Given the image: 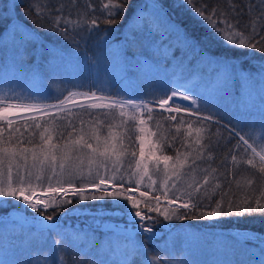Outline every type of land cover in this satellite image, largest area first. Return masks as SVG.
Returning <instances> with one entry per match:
<instances>
[{
    "label": "trees",
    "instance_id": "obj_1",
    "mask_svg": "<svg viewBox=\"0 0 264 264\" xmlns=\"http://www.w3.org/2000/svg\"><path fill=\"white\" fill-rule=\"evenodd\" d=\"M80 1L88 5L89 12H84V7L80 2L73 4L70 0H40L37 5L42 11H47V8L54 9L62 3L65 15L70 13L74 23L82 22V28L75 40L70 38L65 41L59 35L46 31L47 25L42 28L33 23L34 17L26 19L22 15L28 0H23L24 7H14L20 4L21 0H0V17L8 16L12 19L11 24L7 21H0V76L3 73L7 74L4 79L11 82H15L20 76L23 80L15 86H1L0 84V97H7L6 100H0V104L9 105L16 101L30 105H36L38 101L55 104L59 102L57 97L63 98L68 95L69 91L87 92L89 88L91 92H97L100 89L103 93H111L112 98L153 100V98L161 97L166 89L179 84L194 92L197 99L203 97L209 108L211 102L217 104L215 103L216 93L213 92L214 85L219 88L228 82L235 92H239L243 84H250L252 87L264 83V72H262L264 53L251 48L239 50L224 47L222 42L214 39L212 33L203 27L200 20L195 19L193 13L186 7L173 8V0H159V2L163 3L167 9L168 17L179 23L191 36L197 40H201V37L205 35L209 37L207 41L201 40V48L202 51L210 53V56L202 57L191 48H185L182 51L177 46L174 35H170L163 41L157 38L156 48H152L150 43H146V38L139 34H137L138 38L135 43L126 42L125 35L136 24L134 10L140 6L143 13L151 15L154 10L150 5L154 0H128L125 14L117 18L115 24L105 22L104 16L107 10L103 9L102 5L115 3L118 0ZM230 4L231 0H208V3L202 6L228 10ZM236 6L246 9L245 14L238 21L233 20V24H239V27L233 28V31L241 33L240 36L234 37L239 43L241 37L248 40L253 35V25L257 27V30L264 28V19H261L264 12L260 11L264 10V0H252L251 4L249 0H236ZM93 16L97 18L99 28L98 31L89 35L86 29ZM33 29L40 33V39L45 45L42 54L38 56L33 54L36 45L29 43L27 37V33ZM106 29L117 31L109 36ZM102 43L104 44L103 50H105L103 51L104 58L111 62L106 72L100 70V65L104 62L100 51ZM212 57L217 59H212ZM223 57L229 59L225 61ZM10 58L19 60L20 66L7 71L5 67ZM56 73H58L57 80H55ZM36 80L37 89L34 88L36 91L28 92L24 88L27 87L26 83L29 87ZM74 85L84 87L77 88ZM97 93L101 94V92ZM45 97L47 99H42ZM245 109L239 108L240 111L237 110L236 114L232 115L228 109L224 111L221 107L223 113L216 115V118L220 120L221 125H227V128L217 127L212 121L197 120L198 116H188L187 113H172L171 115L185 117L186 120L192 121L191 127L188 123L179 124L177 121L169 120L166 113L158 111H152V119L148 118L147 112L142 115L136 112L135 120H124L116 114L117 110H120L118 108L97 110L101 111L100 113L95 109L82 108L39 116L37 117L38 122L41 123L39 129L27 127L33 124V121L27 119L14 121V126H20L25 138L31 135L36 143H39V133L44 128H48L50 132L52 129H56L57 132L62 131L65 133L63 139L58 140L55 133L53 134V142L61 145L79 139L81 131L96 130L101 136H107L111 131L115 134V139L119 140V142L115 141L118 144L126 145L124 139L127 140L128 150L131 152H136L140 146L139 129L145 126L152 133L159 153L173 157L172 161L176 159L177 151L182 155L191 153L187 160L190 161L189 157L196 155L197 145L205 144L208 147L204 149L203 159L197 161L201 171L197 174H202V170L209 165L217 171L216 179L211 181L209 186H205L207 192L203 188L201 192L212 199H218L222 189H230L239 198L245 193L249 196L258 195V189L264 185L258 168L253 169L247 163H241L251 156L250 150L245 152L243 148L234 149L233 146L238 142V137L234 135V132L230 134L227 130L240 129L241 134L252 131L249 125L253 110L245 112ZM140 117L143 124H141ZM0 126H6V121L0 120ZM69 132L72 134L71 137L67 135ZM189 132L192 133L191 136L188 135ZM253 132L247 138L250 143L255 138L259 144V134ZM197 135L203 138L198 144ZM230 136L231 139H229ZM232 154L237 156L236 162L232 161ZM225 175H227L226 179ZM217 184L220 185L219 188L216 187ZM151 196L155 197L156 194ZM183 196L185 197L180 196L177 202L188 200L186 195ZM151 198L148 200L152 201ZM188 202L191 203L190 200ZM100 204L109 207L108 203L98 201L84 202L80 205L73 204L67 207L69 209L73 207L96 209ZM13 208L9 206L6 210ZM202 210L207 211L208 209ZM179 211L184 212L185 210ZM27 212L37 215L30 211ZM62 214L63 212H60L57 219ZM152 215L156 216L155 213ZM159 219L160 222L155 227L161 230V225L166 224V221L161 215ZM59 226L58 231L74 240V247L64 244L65 251L56 253L64 264H123L122 259L119 260L123 256L125 264H132L133 260L136 264H144V257L140 254L144 235L127 238L113 232L77 229L66 223ZM230 230L252 231L260 235L259 240L264 241V215L254 213L241 217L233 215L208 219L199 218L197 212L195 218L179 219L170 231L165 230L161 236L144 241V249L148 252L151 264H160L161 260L164 264H188L187 259L190 256L194 257L193 264H264V245L241 241L232 235ZM60 239L61 237L55 232L39 231L23 223L15 221L2 223L0 224V264H41L42 255L38 252L39 248L42 249L44 245V252L52 258L53 241ZM172 248L175 251L170 250ZM194 249L203 251V253L190 255L191 252L188 250L193 251ZM211 252L219 256L217 261L210 258Z\"/></svg>",
    "mask_w": 264,
    "mask_h": 264
},
{
    "label": "snow or ice",
    "instance_id": "obj_2",
    "mask_svg": "<svg viewBox=\"0 0 264 264\" xmlns=\"http://www.w3.org/2000/svg\"><path fill=\"white\" fill-rule=\"evenodd\" d=\"M70 2L75 4L76 0H70ZM39 3L40 0H28L27 7L22 15L26 19L34 17L33 23L38 24L42 28L47 25L46 31L59 35L65 41L70 38L75 40L82 28V22L77 21L74 23L70 13L65 15L62 3L54 9L47 8V11H42L41 7L37 6ZM207 3L208 0H199V2L197 0H173L172 7H186L188 11L193 13V17L199 19L202 26L212 33L214 39L222 42L224 47L239 50L251 48L264 53V28L257 30V27L253 25V35L248 40L241 37L239 43H237L236 39H234V37L240 36L241 33L233 31L234 27H239L238 23L233 24V20L238 21L246 11L245 8L236 6V0H231L228 10L202 6ZM249 3L251 4L252 0H249ZM14 7H24L23 0H21L20 4L14 5ZM102 7L107 10L104 16L105 22L115 24L117 18L125 14L128 0L105 3ZM150 7L154 10L151 15L143 13L140 10V6H137V9L134 10L133 15L136 17V24L125 35L124 39L126 42L135 43L138 38L137 34H139V36L146 38V43H150L152 48H156L157 38L159 41H163L168 39L170 35H174L176 44L182 51L185 48H191L202 57L211 55L202 51L201 48V40L207 41L209 38L207 35L201 37V40L191 36L179 23L168 17L167 9L159 0H154ZM247 10L250 11V9ZM260 11L264 12V10ZM261 19H264V15L261 16ZM0 21H7L8 24L12 23V19L8 16L0 17ZM98 28V20L93 16L86 30L89 35H92L98 31ZM5 30H7L6 27ZM105 31L111 36L117 30L106 29ZM27 37L29 43L36 45L33 49V54L37 56L42 54L45 45L40 39V33L33 29L27 33ZM212 59L217 58L212 57ZM222 59L227 61L229 58L223 57ZM262 72H264V68H262ZM74 87L83 88L84 86L74 85ZM97 92H101V94L97 95ZM97 92H91L90 88L83 93L69 91L68 95L63 98L57 97L59 100L57 104L40 103L38 101L35 105V110L38 115L40 113L48 115L57 111H71V109L66 108L68 103L74 101L78 95L88 97L90 93V98H93V102L88 105H79L80 108L109 110L118 108L121 116L128 114L125 109H131L132 112L129 118L132 120L137 118L135 115L137 111L146 110L148 118L152 119L151 113L153 109L149 105L156 103L158 100L159 106L164 108L165 111L177 114L184 112L188 116L196 115L200 121H212L217 127L227 128V125H221L220 120L216 118L217 114L208 109L207 101L203 97L197 99L196 94L183 85L177 84L170 89H166L161 94V97L153 98V100L140 99L139 102L131 98L113 99L111 93H103L100 89ZM169 92L171 93L170 95ZM6 99L7 97H0V100ZM177 99L187 101L188 105L178 104L176 102ZM169 101H171V104H169ZM8 110L9 105L0 104V120L6 119L5 113ZM26 119L33 121V124L27 125V127L41 128V123L38 122L37 116H29ZM168 119L177 121L179 124L188 123L189 127L192 124V121L177 115H171ZM141 124H143V121H141ZM249 127L252 131L247 134H241L240 129L227 130L230 134L234 132V135L238 137V142L233 146L234 149L243 148L245 152L250 150L251 156L241 163H247L253 169L258 168L262 180H264V143L257 144L255 138L250 143L247 138L258 128L259 138L264 141V117L258 123L253 121ZM18 133L19 135H17ZM54 133L58 140L63 139L65 136L62 131L57 132L56 129H52L50 132L48 128H44L39 133V143H36L31 135L25 138L20 126H14V121L12 120H7L6 126H0V208L9 207V201L11 200L13 201V207L17 210L27 212L30 209L37 214L32 217L34 221L50 233L55 232L57 236L61 237L60 240L53 241L52 264H64V261L56 255L58 252L65 251L64 244L74 247L73 238L58 231L60 226L57 222V217L60 212L67 214L68 211L73 213L89 211L88 208L81 207L69 209L68 205H80L84 202L110 199V210L126 218V222L131 223L136 229L137 236L145 234L140 247V254L144 257V264H151L148 259V252L144 249V241H150L155 237V225L160 222V215L163 216L164 220L195 218L197 212L199 213V218L208 219L233 215L241 217L254 213L264 215V185H262L261 189H258V195L249 196L245 193L239 198L230 189H222L218 199H212L201 192L202 188L207 192L205 186H209L210 182L216 179L217 170L210 165L202 170V174H197L199 169L197 161L203 159L204 149L208 145H197L195 148L196 155L192 156V164L189 165V171L184 173H181L179 169L184 168L188 155H191V153L182 155L177 151V157L172 165L173 175L190 177L184 192L181 193L186 195L188 200L179 203L178 207H171L177 204L179 198L177 193H180L181 189L177 187L175 182L169 185L166 180L157 189L158 194L154 197L156 203L153 204L146 200L143 201V207H141V202L134 198L131 193L144 181L145 176H147L151 184H155L156 181L148 174V165L146 163L141 164L140 161L135 163L136 171L130 170L131 161H129V168L121 171L123 165L120 163V156L125 154V149L122 144L112 143L109 145V138L115 140V134L109 131L108 137H105L103 141V150H101V137L96 130L81 131L79 139L62 145L52 142ZM197 133H199V129H197ZM67 135L71 137L72 134L69 132ZM188 135L191 136L192 133L189 132ZM202 139L201 136H196L197 141ZM229 139H231V136ZM113 155L117 157L115 161L112 160ZM131 155L134 157L135 152H132ZM140 157L141 159L144 157L143 141L140 144ZM172 159L173 157L163 154L160 157H155L156 167L158 168L159 164L163 163L165 169H167L168 161ZM231 159L236 162L237 156L232 154ZM192 165H196V167H192ZM233 175H235V172H233ZM226 178L227 175H225ZM168 179H171V177ZM77 180L80 181L79 184L76 183ZM216 187L219 188L220 185L217 184ZM116 189L124 191H116ZM161 189L164 190L161 191ZM172 189H175V191L169 197L168 193ZM41 192L54 193L55 195L41 196L38 194ZM145 195L146 192H140L141 197ZM161 195L164 196L169 205L162 212L159 208ZM189 200L191 203L188 202ZM121 201L124 202L122 203ZM21 204L23 209L20 208ZM49 209H53V211L50 212ZM179 209H184L185 211L180 212ZM189 209L191 211H188ZM202 209L208 210L204 211ZM95 211L102 216L108 209H105L104 205L100 204ZM153 212H156L157 215L153 216ZM132 264H136V261L133 260ZM160 264H164V261L161 260Z\"/></svg>",
    "mask_w": 264,
    "mask_h": 264
},
{
    "label": "rangeland",
    "instance_id": "obj_3",
    "mask_svg": "<svg viewBox=\"0 0 264 264\" xmlns=\"http://www.w3.org/2000/svg\"><path fill=\"white\" fill-rule=\"evenodd\" d=\"M76 2H80V4L83 5L84 12H89L88 5L85 4L84 1L76 0ZM150 4H151V2H150ZM103 46H104V44L102 43V47H100V49H101L100 51L102 52L101 55L103 56L102 59L104 60V62L102 65H100V68H101L100 70L103 72H106L105 70H107L110 67L111 62L107 58H104L105 56H104L103 51H105V50H103L104 49ZM19 64H20L19 60L14 59V58H10L8 60V64L6 65L5 69L7 71H12V69L14 67L20 66ZM6 75L7 74L3 73L2 76H0L1 86H11V85L15 86L16 83L23 82V80L21 79V76L15 82L5 80L4 77ZM57 79H58V73L55 74V80H57ZM25 82H26V80H25ZM36 82H37V80L35 81V83H32L29 87L26 83L27 87H24V88L27 89L28 92L34 93V91H36L34 89V88H36ZM195 86H197V85H195ZM213 92H214V94L216 93L215 103H217V104H214L211 102V104H209L208 109L210 111L216 113L217 115H221L223 113V110L225 111L226 109H228L230 111V113H232V115H235L236 111L239 110V108H244V109L246 108L245 112L253 110L251 112V115H250L251 116V118H250L251 123L253 121L258 123L261 120V118L264 117V83L262 85H253L252 87L250 84H248V85L243 84L240 87V91L235 92L234 89L231 86H229V83L226 82V85H222L219 88H218V86L216 87L214 85L213 86ZM202 93H203V91H202ZM92 102H93V99H87V98H85V96H82V97L77 96L74 101H72L66 105V108L71 109V110L82 109L79 107V105H88ZM57 103H59V102H57ZM57 103H55V104H57ZM186 105H188V104H186ZM221 107L223 110H221ZM91 109H94V108H91ZM159 109L164 110V108H161L160 106H159ZM97 110H101V109H95V111H97ZM130 110L131 109H127V110L125 109L126 113H128V114H126L124 116L120 115V110H117L116 114L124 120H132L129 118V116L131 115V112H132V110L131 111ZM218 110H221V111L219 112ZM59 112H61V111H57V112H53V113H59ZM97 112L100 113L101 111H97ZM53 113H50V114H53ZM138 113H139V115L144 114V113H140V112H138ZM43 115H44L43 113H40L39 115L37 114V112L35 110V105H30L27 103L16 101V102L9 103V110L5 113V117H6L5 121H7V120L17 121V120L26 119L29 116L39 117V116H43ZM139 119L142 121L141 117ZM196 119L199 120V118H196ZM205 122H208V121H205ZM141 129H143V131H141ZM257 129L253 133L256 132L257 134H259V130H257ZM139 134H141L139 144H141V141H143L144 157H143V159H141V157H140V146L138 147L137 151L135 152V156L134 157L130 156L132 152L130 150H128L127 140L124 139L126 141V145L125 144L124 145L122 144V145H123L126 152L124 155L120 156V163L123 165V167H121V171H124L125 168H129V161L132 162L130 165V170H132V171H136V167H135L136 161H140L141 164L146 163L148 165V169H149L148 174L152 176V179L155 180L156 183L151 184V182L148 181L147 176H145L144 181L141 182V184L134 189L135 192H132L131 195H133L134 198L138 199L141 202L140 206L143 207V201H146V200L149 201L148 199H150L152 197L151 196L152 194L157 195L158 194L157 189L160 188V186L167 180V183L169 185H171L173 182H175L177 187L181 189V192L177 193L178 197H180V196L185 197L181 193L184 192V189L186 187V183L189 181L190 177L185 176V175H173L172 165L174 164L173 161H175V160L168 161V168L167 169H165V166L163 163H160L159 167L157 168L156 162H155V157H160V156H162V154H160L158 151L157 143L154 141L152 133L149 131V129L147 127L141 126L139 129ZM100 137H101V150H103V141H104L105 137H108V135L107 136H101L100 135ZM115 141L119 142V140H117V139L113 140L112 138H109V145H111L112 143H117ZM198 142H200V141H197V144H198ZM263 142L264 141L259 140V144L263 143ZM151 154H154V155H151ZM116 159H117L116 155H113L112 160L115 161ZM189 159L191 161L192 157H189ZM190 161H187V163H185L183 169H179V171L181 173L189 171V165H191ZM109 163H111V162H109ZM85 171H87V169H85ZM198 172H201V171L198 169L197 173ZM169 177H171V179H168ZM76 183L79 184L80 181L77 180ZM163 190L164 189H161V191H163ZM116 191L123 192L124 190L116 189ZM142 191L146 192V195L143 197L140 196V192H142ZM174 191H175V189H172V191H169V193H168L169 197H171L172 192H174ZM38 194L41 196L55 195L54 193H43V192L38 193ZM125 194H127V193H125ZM151 199H153V200L150 202L155 204L156 201H155L154 197H152ZM98 202L99 203H108V206H109V207H105V209H108V211L104 212L102 216L100 214L96 213L95 209H90L87 212H79V213H73L71 211H68L67 214L63 213L62 215H66L63 217H69L72 219L76 218L75 222H79V223H81V225L92 224L93 226L98 227V228H102L103 223L106 221L107 224L109 223V225L105 226L104 228L109 229V230L114 229V225H113L114 222L117 224H119L121 222L124 224L128 223V222H126V218L120 216L118 213H113L110 210L111 209V200L110 199L104 200V201H98ZM121 202L123 203L124 201H121ZM179 203L180 202H177L176 205H172L171 207H178ZM9 206H13V201H11V200L9 201ZM168 207H169V205L167 204V200L164 198L163 195H161V199L159 202L160 211L162 212L165 208H168ZM7 208L8 207L0 208V212H2V213H0V224L7 223V221H1L2 218H5V215H8L7 219L9 221H15V222H19V223H23V222H21L23 220H26V221L29 220V219L21 218L20 215H23V216L29 217V218L36 216V215L28 214V212H24L23 210H21V211L17 210L16 208H13L11 210H6ZM21 209H23V205H21ZM179 210H181V209H179ZM27 211H30L31 213H33L30 209ZM72 213H73V216L70 215ZM153 213H155L157 215L156 212H153ZM90 215L97 217L98 219L94 220V221L88 220L87 218H90L91 217ZM161 217L163 218L162 215H161ZM102 218H108L110 220H105V221L99 220ZM173 220L174 219L165 220L166 224H167V222H169L168 223L169 226L165 224L164 226H161V228H165L166 226H168V228L171 229L172 227H175L177 220L176 219H175V221H173ZM91 221H92V223H90ZM109 221H111V222H109ZM23 224H25V223H23ZM129 225L130 224H128V225L126 224V226H125L127 231L128 232L134 231L135 228L132 225H131V227ZM36 229H38V228H36ZM43 230H46V229H43ZM247 231L248 230H232V231L230 230V232H232L233 235L238 236L242 240H249V241L254 240L257 242L259 241L258 243L264 245V241L259 240L258 238L253 236L251 233H250L251 235L248 236L246 234ZM237 232H239V233H237ZM161 234H163V232H160L159 234L157 233L156 236L157 235L159 236ZM43 249H45L44 245H42V249L39 248V250H38V252L42 255L41 264H51L52 258H49L47 256L48 254L46 255V252H44L45 250H43ZM170 250L175 251L173 248ZM162 251L166 252L165 250H162ZM188 252H191L190 255H193V254L199 255V253H203V251H198L197 249H194L193 251L188 250ZM210 258L217 261L219 259V256L216 253L211 252ZM121 259H122V263L125 264L124 256H123V258L121 257L119 260H121ZM187 262H188V264H193L194 263V257L190 256L189 259H187Z\"/></svg>",
    "mask_w": 264,
    "mask_h": 264
},
{
    "label": "water",
    "instance_id": "obj_4",
    "mask_svg": "<svg viewBox=\"0 0 264 264\" xmlns=\"http://www.w3.org/2000/svg\"><path fill=\"white\" fill-rule=\"evenodd\" d=\"M176 101H178V102H183V100H180V99H177ZM133 192H135V190L133 191ZM239 233V232H238ZM246 233H251L253 236H255V237H258L259 236V234L258 233H254V232H250V231H247Z\"/></svg>",
    "mask_w": 264,
    "mask_h": 264
},
{
    "label": "bare ground",
    "instance_id": "obj_5",
    "mask_svg": "<svg viewBox=\"0 0 264 264\" xmlns=\"http://www.w3.org/2000/svg\"><path fill=\"white\" fill-rule=\"evenodd\" d=\"M183 102H185V103H187L188 104V102L187 101H183ZM248 236H250L251 234L250 233H246Z\"/></svg>",
    "mask_w": 264,
    "mask_h": 264
}]
</instances>
